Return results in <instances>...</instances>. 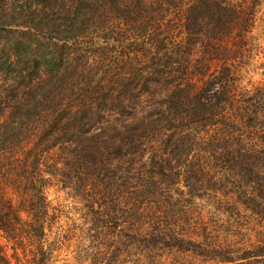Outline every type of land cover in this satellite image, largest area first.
Segmentation results:
<instances>
[{"label":"trees","instance_id":"16d2710c","mask_svg":"<svg viewBox=\"0 0 264 264\" xmlns=\"http://www.w3.org/2000/svg\"><path fill=\"white\" fill-rule=\"evenodd\" d=\"M161 1L140 5V51L125 52L122 61L115 51L105 55L104 44L128 31L105 16L96 20L104 3L125 7L121 0H0V236L11 250L0 243V264H53L62 241L91 238L98 224H120L142 244L140 264L264 258V234L222 239L188 199L140 212L155 192L140 196V177L128 170L121 182L124 190L136 186V197L122 200L102 188L113 184L118 156L134 157L129 167L150 151L155 166L143 181L146 190L148 183L157 188V169L161 176L203 178L220 168L234 174L215 209L238 217L264 206V74L249 89L241 86L261 0ZM83 43L96 46L93 56L104 55L95 65L81 54ZM57 148L87 170L75 187L85 227L71 225L67 235L50 231L48 243L40 168ZM196 180L192 198L207 194L215 206L219 190L202 189Z\"/></svg>","mask_w":264,"mask_h":264},{"label":"rangeland","instance_id":"374dc122","mask_svg":"<svg viewBox=\"0 0 264 264\" xmlns=\"http://www.w3.org/2000/svg\"><path fill=\"white\" fill-rule=\"evenodd\" d=\"M18 2L20 0H14ZM162 2L161 0H121L122 4L125 7L114 8L110 7L109 4H103L107 8H103L99 10V14L96 16V20L100 23L102 17H106L110 19V22L113 25H118L121 28H124L128 31V35L126 36H115L114 38H121V40L115 41L114 38L109 42L104 44L106 50L105 55L112 54L111 51H115V55L120 57L122 61H128L127 58H124V53L132 50V52L139 50L140 51V42L142 41L140 38V5L144 3L147 5L155 4L156 2ZM234 3H238L240 0H231ZM128 7V8H126ZM258 13L256 14V20L252 22V27L250 29L249 34V58L250 64L247 68L245 67L241 86L250 88L249 82L253 84V82H258L262 80L264 74V0H261L260 5L257 7ZM99 27V25H98ZM96 28V27H95ZM93 29V28H91ZM149 32V31H148ZM99 41H96L98 44ZM81 45L83 52L82 55H89V60H91V64L100 60L99 57L104 56L101 55L100 52L97 55L93 56L90 53V50L94 51L95 47L92 48V45L85 44ZM130 46L128 47V45ZM106 45V46H105ZM92 48V49H89ZM131 53V52H130ZM130 58H133V54H130ZM140 56V53H138ZM95 57V59H93ZM123 57V58H122ZM122 58V59H121ZM93 59V60H92ZM97 63V62H96ZM84 66V65H83ZM98 64H96L97 68ZM91 69V68H90ZM92 70V69H91ZM95 71V70H92ZM89 76V74H88ZM80 88H85L82 85H78ZM74 90V88L72 87ZM72 90V91H73ZM79 93L78 90H76ZM77 93H74L76 95ZM73 94V93H72ZM118 143V141H117ZM126 145V140L124 142ZM114 146H116L114 144ZM146 154H142L143 158L140 157V160H137L136 165H131L128 167L129 163L126 161H131L134 157H126L120 159L118 156L116 162L112 163L110 171H111V179L113 184L103 185L102 188H105L107 191L116 192L121 195L122 200L128 197H136V192L138 188L128 187V189L124 190L125 183L122 184V180H124L127 176L130 177L126 171H130L132 175L140 177V196H143L145 192L151 190V192H155L153 194V204L151 203H143L140 207V212L150 210L149 207H155V205L163 204L165 205V201L171 200L176 201L177 199H188L185 201L188 204L194 206L196 213H200L204 222H210L211 228L220 230L222 239L225 237H229L231 235L234 236L235 240L238 241L240 239V235L251 236L252 240H255L257 236L260 234H264V230L262 225L264 226V206L262 208H255L254 211L246 212L245 215H240L238 217L231 216L229 213H226L222 209H215L218 207L219 202L226 199V195H224V190L229 187V182L231 181L232 174L234 172H229L228 170L223 172V169L213 168L209 174H206L205 177L196 180V183L199 187L203 189L209 188L211 190H219L217 196L214 200L217 202L215 206L209 201V197L207 194H201L202 199L194 200L190 195V186L193 180V177L190 176H179L176 178L173 174L170 177L168 175L161 176L164 170L157 169V172L160 175L157 176L159 181L157 182V188L154 189L151 183L149 184V188L146 190L147 184H143V181L147 179V175L152 176V172L154 171V161H151L150 151ZM135 153V151H134ZM65 154L68 155V151H61L60 149L53 150L49 155L43 158L41 162V177L43 179L44 184V195L49 203L48 210V227L49 232H47V242L53 241L54 234L51 232L59 231L60 233L67 235L68 227L74 225V228H84L81 223V214L79 208H81V204L79 203L80 193L76 192V188L78 184H81V179L79 173L84 170L87 172L85 168L77 169L78 162L72 159L68 155V159H65ZM136 155V154H135ZM209 168L216 166L214 162H210ZM221 164H218L220 166ZM221 167V166H220ZM78 172V173H77ZM144 172V175L142 173ZM227 172V173H226ZM237 173V170L235 171ZM24 176L23 174H21ZM87 173L85 174V176ZM212 177L208 180L209 177ZM94 181L95 178L93 175L90 176V179ZM217 183L215 182H218ZM99 183V181H96ZM227 182V183H226ZM70 183L72 184V189L70 188ZM226 183V186H224ZM220 184L222 186H220ZM207 186V187H206ZM15 192H19V187L15 189ZM202 192V191H201ZM115 193V194H116ZM122 193V194H121ZM76 195V197L74 196ZM139 196V195H137ZM124 202V201H123ZM181 205H184L182 203ZM153 207V208H154ZM165 207V206H164ZM167 208V207H166ZM152 209V208H151ZM168 209V208H167ZM140 215H144V213H140ZM262 219V220H261ZM235 224H234V223ZM209 225V224H208ZM53 226V227H50ZM61 227V228H60ZM53 228V229H51ZM246 228V229H245ZM58 229V230H56ZM96 234L88 239L84 238H72L68 241H62L64 247L60 249L58 252H55L56 255L55 261L53 264H140L142 260V256H140L142 250V244L133 240L129 235H125L123 226L114 225L113 228L106 226L105 228L101 227V224H98L96 227ZM76 236H79V232L74 230ZM90 234H94L90 232ZM71 236V234H70ZM262 236H259L257 240H262ZM256 240V241H257ZM0 243L2 245H6V250L9 255H11V250L6 244L5 240L0 236ZM109 247V248H107ZM107 248V249H106ZM108 250V252L106 251ZM243 263H248L242 261ZM168 264V263H166ZM188 264H215V263H194L193 261H189ZM250 264H264V258H260L259 262H251Z\"/></svg>","mask_w":264,"mask_h":264}]
</instances>
